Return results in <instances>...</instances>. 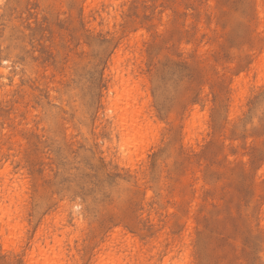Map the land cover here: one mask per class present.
Returning <instances> with one entry per match:
<instances>
[{"label":"rangeland","instance_id":"1","mask_svg":"<svg viewBox=\"0 0 264 264\" xmlns=\"http://www.w3.org/2000/svg\"><path fill=\"white\" fill-rule=\"evenodd\" d=\"M0 70V264H264V0H0Z\"/></svg>","mask_w":264,"mask_h":264},{"label":"bare ground","instance_id":"2","mask_svg":"<svg viewBox=\"0 0 264 264\" xmlns=\"http://www.w3.org/2000/svg\"><path fill=\"white\" fill-rule=\"evenodd\" d=\"M2 71V70H0ZM129 74V73H128ZM5 75V73H4ZM131 75V74H130ZM129 76V75H128ZM123 82V81H122ZM115 112H116V117H117V123H118V129L119 132L122 136H125L126 131L128 130L129 125H131L135 119H137L139 116L142 115V109L140 107H137L135 105H133V103L131 104H127L126 107H121V106H115ZM116 123V124H117ZM116 127V126H115ZM117 128V127H116ZM6 183H8V179H6ZM9 225V224H8ZM55 239V238H54ZM55 241V240H53ZM57 243H60L59 241H56ZM55 243V242H53ZM55 243V244H57ZM61 244V243H60ZM46 246H48V241L45 244ZM115 249V248H114ZM116 250V249H115ZM124 255V254H123ZM121 256V254H117L115 251H110L108 252L104 257L101 258L100 263L101 264H124L123 263V257ZM132 256V255H131ZM136 256V255H135ZM138 256V255H137ZM126 258V256L124 257ZM141 259V258H140ZM137 257V260H140ZM167 259V258H166ZM128 260V259H127ZM136 260V261H137ZM165 260V259H164ZM141 261V260H140ZM165 262H167L165 260ZM169 262V261H168ZM180 262V261H179ZM133 263V262H132ZM181 263V262H180ZM177 264V263H176ZM179 264V263H178ZM182 264V263H181Z\"/></svg>","mask_w":264,"mask_h":264}]
</instances>
